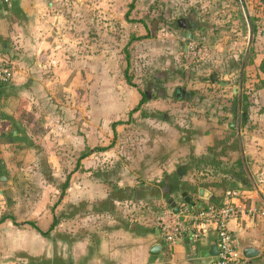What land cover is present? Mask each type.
<instances>
[{
	"label": "crops",
	"instance_id": "obj_1",
	"mask_svg": "<svg viewBox=\"0 0 264 264\" xmlns=\"http://www.w3.org/2000/svg\"><path fill=\"white\" fill-rule=\"evenodd\" d=\"M52 6V0H0V52L15 68L13 82L0 86V264H206L213 256L201 253L218 247L213 227L198 240L186 234L170 245L161 238L158 216L173 211L168 198L179 196L178 207L185 202L183 192L196 208L228 201L257 207L230 219L228 228L235 248L253 246L258 253L248 261L264 264V194L257 182L263 198L251 181L240 195L239 184L222 189L212 175L195 174L187 163L196 153L177 129L144 132L134 137L135 147L122 148L120 99L105 111L107 100L92 105L71 94L82 76L72 45L80 43L75 59H82L83 33L80 41L72 32L56 33ZM155 243L161 249L151 254Z\"/></svg>",
	"mask_w": 264,
	"mask_h": 264
},
{
	"label": "rangeland",
	"instance_id": "obj_2",
	"mask_svg": "<svg viewBox=\"0 0 264 264\" xmlns=\"http://www.w3.org/2000/svg\"><path fill=\"white\" fill-rule=\"evenodd\" d=\"M52 2L49 9L57 25L55 32H72L76 41L83 33L82 59H75L76 52L80 54V43L72 45V61L82 76L78 74L80 79L74 88L78 87L71 94L75 99H88L92 105L107 100L103 103L105 111L112 109L113 100L120 99L122 148L135 147L134 137L144 132L163 129L169 133L177 129L184 138L183 146L196 153L187 163L195 174L203 170L213 176L212 181L220 182L222 189L239 184V194H245L242 191L250 180L239 170L243 166L239 141L232 133L237 130L240 102L239 128L245 156L264 194L261 0H243V4L240 0ZM244 8L255 28L240 82L250 35ZM190 22L195 27L190 28ZM54 93L60 100L66 97V92ZM52 100L56 102L53 97L49 101ZM139 100L143 102L138 110L129 113L126 105ZM93 108L95 105L88 109ZM163 117L166 123L160 122ZM231 121L233 128L228 126ZM185 147L181 150L185 151ZM230 149L235 151L231 153ZM226 174L233 178L228 179ZM250 189L255 192L253 187ZM227 192L228 189L224 195Z\"/></svg>",
	"mask_w": 264,
	"mask_h": 264
},
{
	"label": "built area",
	"instance_id": "obj_3",
	"mask_svg": "<svg viewBox=\"0 0 264 264\" xmlns=\"http://www.w3.org/2000/svg\"><path fill=\"white\" fill-rule=\"evenodd\" d=\"M3 1L10 2V0ZM14 77L15 68L12 61L0 52V86L11 84ZM255 212L257 207H246L243 203L234 201L203 208L182 203L177 212L161 213L158 216V225L162 241L170 245L186 234L193 240H198L209 226L213 227L217 236L218 253L206 264H251L247 259L239 256L228 228V221L240 214L253 215Z\"/></svg>",
	"mask_w": 264,
	"mask_h": 264
},
{
	"label": "water",
	"instance_id": "obj_4",
	"mask_svg": "<svg viewBox=\"0 0 264 264\" xmlns=\"http://www.w3.org/2000/svg\"><path fill=\"white\" fill-rule=\"evenodd\" d=\"M241 2L243 3V0H241ZM244 12L246 13V16H247V12H246L245 8H244ZM249 28H250V35H249V40H248L249 42H248V45L246 47L245 53H244L243 58H242L241 72H240V82L242 81L243 69H244V65H245V62H246V59H247V56H248V51L250 49V44H251L252 36H253L250 22H249ZM189 36H190V33L188 32L187 33V37H189ZM233 91L236 92V88L235 87L233 88ZM239 95H240V90H239ZM237 111H238L237 120H236L237 130L235 132L233 131L232 133L233 134L236 133V135L238 137L239 147H240L241 156H242V162H243V167L241 169L242 170H245L248 173V175H249V178H250V181L251 182L248 184V186H254L255 189L258 191V194L262 197V194L258 190L256 181H255V179H254V177H253L250 169L248 168L247 161H246V156H245V151H244L243 144H242V137H241V132H240V128H239V126H240V120H241V115H240V102L238 104ZM228 126L230 128H233L234 127V121H231L228 124ZM180 196L184 199L185 202L189 203V197L186 195L185 192H183ZM178 200H180V197L179 196H177L175 198L171 197V198H168L167 199L168 204L170 205V207L173 208V212H177L179 210V207L176 204ZM161 246H162L161 243H155V244H153L152 247H151V249H150V253L151 254H158L159 251H160V249H161ZM236 249H237V251H239V256L241 258L247 259L249 261H251V259L253 257H255L257 255V253H258V250L256 248H254L253 246L248 245V244H244V245H242V246H240V247H238ZM217 253H218V247L216 246V244H214L211 247V249L208 250V252L201 253V254H202V256H216Z\"/></svg>",
	"mask_w": 264,
	"mask_h": 264
},
{
	"label": "trees",
	"instance_id": "obj_5",
	"mask_svg": "<svg viewBox=\"0 0 264 264\" xmlns=\"http://www.w3.org/2000/svg\"><path fill=\"white\" fill-rule=\"evenodd\" d=\"M261 2L264 3V0H261ZM245 16H246V15H245ZM246 19H247V22H248V25H249L248 16H246ZM251 26H252L251 28H252V30H253V29L255 28L254 25H253V23L251 24ZM252 32H253V31H252ZM259 68H260V70L264 73V58L261 60L260 65H259ZM126 79H127V82H128V83H131L129 78H126ZM135 85H137V84L135 83ZM146 94H147L146 91L143 92L144 97L146 96ZM142 102H143V100H140V103H142ZM138 105H139V104H137L135 107H133V108L130 110L129 113H133V112L137 111V110H138ZM20 113L23 115L25 112L22 111V110H20ZM31 116H32V114H30V113L27 114V117H31ZM65 187H66V184H65V185L63 186V188H62V193H63V190L65 189ZM183 203H185V202H183ZM55 223H56V220L54 219V221H53L51 227H53V226L55 225Z\"/></svg>",
	"mask_w": 264,
	"mask_h": 264
},
{
	"label": "flooded vegetation",
	"instance_id": "obj_6",
	"mask_svg": "<svg viewBox=\"0 0 264 264\" xmlns=\"http://www.w3.org/2000/svg\"><path fill=\"white\" fill-rule=\"evenodd\" d=\"M240 2H241V0H240ZM241 3H242V2H241ZM242 4H243V3H242ZM189 27H190V28L195 27V24H193V23L190 22V23H189Z\"/></svg>",
	"mask_w": 264,
	"mask_h": 264
}]
</instances>
